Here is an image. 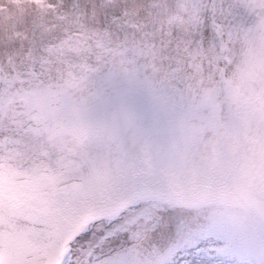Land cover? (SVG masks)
Instances as JSON below:
<instances>
[{
	"label": "snow or ice",
	"instance_id": "obj_1",
	"mask_svg": "<svg viewBox=\"0 0 264 264\" xmlns=\"http://www.w3.org/2000/svg\"><path fill=\"white\" fill-rule=\"evenodd\" d=\"M156 7L0 56V264H264V0Z\"/></svg>",
	"mask_w": 264,
	"mask_h": 264
},
{
	"label": "rangeland",
	"instance_id": "obj_2",
	"mask_svg": "<svg viewBox=\"0 0 264 264\" xmlns=\"http://www.w3.org/2000/svg\"><path fill=\"white\" fill-rule=\"evenodd\" d=\"M172 0H0V56L17 59L31 50L40 55L42 45L62 43L65 52L74 48L76 33H88L104 14L151 25L159 20L157 5ZM99 27V24H96ZM157 39L164 37L157 32ZM83 43V40H79ZM166 47V43L164 45ZM218 264L214 254L206 257Z\"/></svg>",
	"mask_w": 264,
	"mask_h": 264
}]
</instances>
